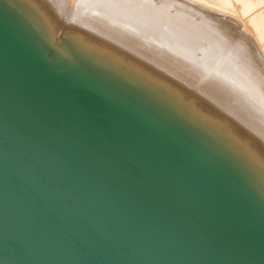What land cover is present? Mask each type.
I'll use <instances>...</instances> for the list:
<instances>
[{"label":"water","instance_id":"1","mask_svg":"<svg viewBox=\"0 0 264 264\" xmlns=\"http://www.w3.org/2000/svg\"><path fill=\"white\" fill-rule=\"evenodd\" d=\"M207 150L0 5V264H264V199Z\"/></svg>","mask_w":264,"mask_h":264},{"label":"rangeland","instance_id":"2","mask_svg":"<svg viewBox=\"0 0 264 264\" xmlns=\"http://www.w3.org/2000/svg\"><path fill=\"white\" fill-rule=\"evenodd\" d=\"M64 1L63 9L53 0H0V4L48 54L116 85L178 123L264 199V92L246 85L252 80L249 73L241 77L247 81L242 84L218 69H208L203 55L187 56L185 44L182 48L161 38L164 45L152 42L140 25L126 20L129 14L114 21L104 17L73 21L77 3ZM104 13L108 12L100 14ZM166 42L170 46L165 47ZM223 56L207 61L224 62Z\"/></svg>","mask_w":264,"mask_h":264},{"label":"bare ground","instance_id":"3","mask_svg":"<svg viewBox=\"0 0 264 264\" xmlns=\"http://www.w3.org/2000/svg\"><path fill=\"white\" fill-rule=\"evenodd\" d=\"M63 1L53 0L54 4L57 7H60L58 5L60 4L62 9L65 2ZM72 2L77 3L70 17L73 21L95 22L103 17L114 21L129 14L126 20L129 19L131 23L135 21V24L132 23L133 26L140 25L142 32L152 37V42L161 38L171 44L180 43L182 48L185 44L187 51L185 48L180 50H185L187 56L190 53L191 55L196 53L193 57L197 54L203 55L204 58L201 59L203 58V63L207 62V68L218 69L217 72L230 75L235 81L243 82L242 84L247 82L241 78L247 72L252 80L246 85L253 90L261 91L260 88H263L262 92H264L262 87L264 86V0H72ZM103 11L108 13L101 15ZM161 42L163 43V40ZM166 43L165 47L168 45ZM222 55L224 56L221 58L225 63L219 60L217 64L215 60L212 62V59H216L215 56ZM210 59L212 61L208 62ZM219 62L226 66L218 64ZM236 64L238 66H235ZM207 151L212 159L217 161L215 158L217 155L209 148ZM217 163L228 171L224 162L217 161ZM226 174L251 191L243 183L244 180L240 181L242 179L234 175L235 173L228 171Z\"/></svg>","mask_w":264,"mask_h":264}]
</instances>
